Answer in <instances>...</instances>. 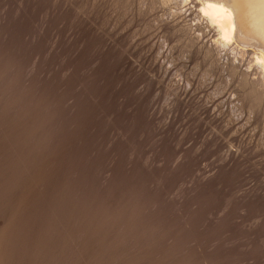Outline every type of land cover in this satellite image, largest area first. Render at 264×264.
Here are the masks:
<instances>
[{
	"label": "rangeland",
	"instance_id": "obj_1",
	"mask_svg": "<svg viewBox=\"0 0 264 264\" xmlns=\"http://www.w3.org/2000/svg\"><path fill=\"white\" fill-rule=\"evenodd\" d=\"M175 2L0 0V264H264L254 49Z\"/></svg>",
	"mask_w": 264,
	"mask_h": 264
},
{
	"label": "bare ground",
	"instance_id": "obj_2",
	"mask_svg": "<svg viewBox=\"0 0 264 264\" xmlns=\"http://www.w3.org/2000/svg\"><path fill=\"white\" fill-rule=\"evenodd\" d=\"M175 1V4L192 3L196 16L214 32L212 42L216 48L237 51L239 45H248L254 49L251 63L258 70L259 80L264 82V0ZM260 91L263 95L264 90Z\"/></svg>",
	"mask_w": 264,
	"mask_h": 264
}]
</instances>
